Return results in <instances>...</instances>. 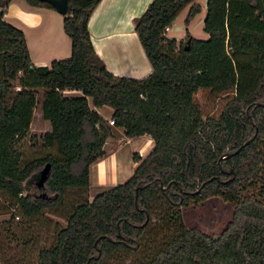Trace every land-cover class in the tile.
Here are the masks:
<instances>
[{"label": "trees", "instance_id": "trees-1", "mask_svg": "<svg viewBox=\"0 0 264 264\" xmlns=\"http://www.w3.org/2000/svg\"><path fill=\"white\" fill-rule=\"evenodd\" d=\"M66 1L71 55L48 67L33 66L23 32L0 11V195L26 219L49 211L66 223L38 264H264V0H206L208 38L186 35L188 46L165 28L191 5L188 26L201 11L195 0H153L134 21L152 68L143 80L113 76L95 53L88 22L101 0ZM39 90L50 124L43 145L56 155L24 163ZM112 128L126 139L148 136L154 148L144 160L134 154L132 176L90 202V167ZM70 191L78 198L67 206ZM210 198L233 210L217 237L182 218Z\"/></svg>", "mask_w": 264, "mask_h": 264}, {"label": "crops", "instance_id": "crops-1", "mask_svg": "<svg viewBox=\"0 0 264 264\" xmlns=\"http://www.w3.org/2000/svg\"><path fill=\"white\" fill-rule=\"evenodd\" d=\"M11 0L5 8L2 20L21 30L24 34L31 63L35 67H48L52 61L65 60L71 55V42L63 31V18L53 8L31 7L24 0L20 5ZM153 0H101L92 12L88 30L95 53L106 70L115 77L143 80L152 73L138 37L134 21L138 19ZM167 31V36L173 29ZM185 34L169 39L177 42ZM65 97H80V92L64 91ZM88 101H90L88 99ZM92 108V106H91ZM109 124L112 111L97 110ZM42 117V112L41 115ZM32 124V123H31ZM121 129L112 128V137L106 141L105 156L90 167L88 198L92 199L113 187L126 182L138 163L136 154L144 160L153 150L154 143L148 136L123 138ZM107 145V146H106Z\"/></svg>", "mask_w": 264, "mask_h": 264}, {"label": "rangeland", "instance_id": "rangeland-1", "mask_svg": "<svg viewBox=\"0 0 264 264\" xmlns=\"http://www.w3.org/2000/svg\"><path fill=\"white\" fill-rule=\"evenodd\" d=\"M1 1L4 2V0ZM15 2L19 5L24 4L23 0ZM205 3L206 0L194 1L193 5L199 6L201 11L194 16L188 26H185V20L191 5L183 9L175 18L173 29L168 36L176 39L185 34L184 44H186V35L197 40L207 39V34L203 32V20L206 15ZM0 11H5V9L1 7ZM42 101L43 91L39 90L33 121L21 149L24 163L43 159L47 155H56L54 150L46 149L43 145V136L50 131V124L40 116ZM105 148L108 147L104 146ZM104 152L106 153V150ZM36 193L40 196L44 194L41 191ZM77 198L78 195L70 191L65 201L66 205L68 206V202H74ZM58 212L64 215L67 213L65 208H60ZM232 212L229 204L218 198H210L195 208L184 209L182 218L186 227L199 229L209 236L217 237L230 222ZM65 224V220L49 214V211H44L38 217L26 219L17 208L10 207L8 201L0 195V264H38L39 250L50 248L55 240L56 227H65Z\"/></svg>", "mask_w": 264, "mask_h": 264}, {"label": "water", "instance_id": "water-1", "mask_svg": "<svg viewBox=\"0 0 264 264\" xmlns=\"http://www.w3.org/2000/svg\"><path fill=\"white\" fill-rule=\"evenodd\" d=\"M44 3H47L48 5H50L58 14L60 15H65L67 12V1L66 0H41ZM190 43V39H188L186 41L187 46ZM185 48V50H187L188 48ZM228 157V155H224L221 157L220 160L226 159ZM50 171V165L46 164L43 169L40 171V175H39V180L37 182V187L39 189L43 188V185L47 179V176L49 174Z\"/></svg>", "mask_w": 264, "mask_h": 264}, {"label": "built area", "instance_id": "built-area-1", "mask_svg": "<svg viewBox=\"0 0 264 264\" xmlns=\"http://www.w3.org/2000/svg\"><path fill=\"white\" fill-rule=\"evenodd\" d=\"M4 1H6V0H4ZM169 30V28L167 27V28H165V32H167ZM110 125H112V123H111V121H110ZM16 219H18V218H16Z\"/></svg>", "mask_w": 264, "mask_h": 264}]
</instances>
